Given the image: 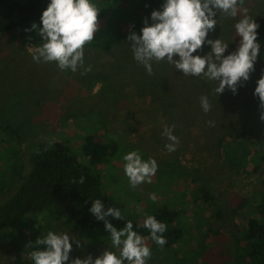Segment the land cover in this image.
Here are the masks:
<instances>
[{"label":"rangeland","instance_id":"1","mask_svg":"<svg viewBox=\"0 0 264 264\" xmlns=\"http://www.w3.org/2000/svg\"><path fill=\"white\" fill-rule=\"evenodd\" d=\"M161 5L155 3L151 11ZM245 13L254 15V19L259 17L264 13V3L244 0L235 19L218 14V25L209 37L229 41L225 54L238 47L240 38L234 23ZM122 23L127 29L128 24ZM142 27L143 23L135 32L139 34ZM128 43L125 39L114 55L85 47L84 65H90L91 70L71 72L60 70L55 62L34 61L32 48L37 44L21 43L14 33L0 34V113L5 109L15 113V119L29 118L28 122L22 120L20 128L15 126L17 120L10 123L20 134L12 146L22 154L40 140L63 139L81 162L99 174L111 206L138 222L143 223L161 206L177 208L172 202L180 203L184 233L178 241L186 239L170 246V256L177 251L178 256H194L195 264H238L237 236L244 230L246 216L235 214L232 207L243 196L264 190V121L259 119V99L253 95L256 80L264 72V51L258 54L249 79L237 85L235 94L226 87L216 97L215 81L185 76L167 61L153 62L152 73L148 74L133 59ZM209 51L210 46L205 44L194 54ZM115 70L121 72L114 80L100 79L103 72ZM117 87V94L107 92ZM201 95H207L212 105L207 113L201 109ZM13 101H18L22 109L12 105ZM86 108L89 113L85 117L80 114V118L78 114ZM103 117L105 126L99 124ZM85 119L92 121L89 125L93 131L83 129ZM168 127L178 141L172 152L165 147L171 141L162 135ZM238 130L251 133L260 144L258 150H250L253 156L246 157L239 171L227 161L226 149L221 146L223 137L231 142V133ZM6 145V141H0V151ZM134 149L144 151L156 160L158 169L168 172L164 176L155 173L150 183L131 188L124 175L123 156ZM201 187L217 198L219 220L210 201L202 196ZM153 195L155 200L149 201L147 197ZM38 215L46 214L27 215L0 233V264H34L30 252L43 249L35 241L49 230L68 232L70 240L75 236L83 245L78 248L73 244L70 260L89 254L95 258L104 249L118 252L111 243L94 244L91 234L84 235L87 231H70L47 215ZM144 239L149 246V240ZM159 258H149L147 264H168Z\"/></svg>","mask_w":264,"mask_h":264},{"label":"trees","instance_id":"2","mask_svg":"<svg viewBox=\"0 0 264 264\" xmlns=\"http://www.w3.org/2000/svg\"><path fill=\"white\" fill-rule=\"evenodd\" d=\"M95 2L100 7L97 17L98 29L93 41L85 47L114 55L122 46L129 31L137 30V27L148 18L152 6L155 3H162L163 0H95ZM47 3L48 0H0V34L14 33L19 42H33L38 45L40 37L35 30L31 29V25L35 22L39 26L41 12L46 8ZM254 20L259 24L257 38L261 43V51H264V13ZM122 22L128 24L127 29H124ZM127 48L126 45L125 49ZM12 57L17 59L16 56ZM120 72L121 70H115V73L105 71L100 75V79L107 82L114 80L115 75L119 76ZM107 92L117 94L118 87L115 90H107ZM13 102L12 105L18 107L19 110L22 109L18 101ZM1 111L3 113H0V141H6L7 145L0 151V233L8 231L27 215L45 213L70 231L80 229L87 231L84 235L91 234L90 237L94 244L111 243L103 221L96 220L89 212L91 202L97 198L106 208L111 206L99 174L81 162L63 139L40 140L21 154V149L16 150L12 146L14 141H19L20 134L17 128H11L10 123L17 120V125H14L18 127L22 120L28 122L29 118L23 115L24 117L17 116L15 119V113L5 109ZM88 113L89 108H86L78 116L82 114L85 117ZM101 120L99 124L105 126L104 117ZM83 121L85 122L83 129L93 131L91 130L92 125H89L92 121L86 119ZM99 129L100 127H97L96 130ZM231 135L234 137L233 140L226 142L223 137L221 146L226 149L227 161L233 163L239 171L244 167L246 157L253 156L254 151L250 155V150H258L260 144L251 133L245 130L232 132ZM137 151L140 152L142 158L148 159L144 151ZM168 164L167 167L170 166V163ZM159 169L157 168L156 173L161 176L168 172L163 168ZM169 170L172 174L173 171ZM81 176L84 177L83 184L78 183ZM200 192L210 201L216 218L219 220L221 215L217 198L211 195L206 188L201 187ZM147 199L151 201V196ZM172 203H176L178 207L161 206L152 214L166 225V231L163 233L166 243L163 246L151 241L147 229L137 227L143 223L138 222L129 214L122 213V215L126 220L133 222L134 229L143 238L149 240L151 259L160 257V260L167 261L168 264H195L196 258L192 255L178 256L177 251L173 256L169 254L171 245L176 246L177 242L186 239L178 241L183 238L184 233L183 224L180 223L183 214L182 206L176 201ZM232 211L235 214L242 212L246 216L244 230L237 236L236 262L238 264H264V190L255 192L251 196H243L232 207ZM46 215H38V217ZM108 219L117 228L123 227L125 223V219H113L111 216ZM22 250L27 251V248H22ZM243 252L245 257L240 254Z\"/></svg>","mask_w":264,"mask_h":264},{"label":"clouds","instance_id":"3","mask_svg":"<svg viewBox=\"0 0 264 264\" xmlns=\"http://www.w3.org/2000/svg\"><path fill=\"white\" fill-rule=\"evenodd\" d=\"M261 2L264 3V0ZM243 3L244 0H163L160 9H153L144 20L139 34L129 31L126 40L133 59L143 65L148 74L152 73L153 62L163 60L185 76L215 81L216 97L226 87L235 94L237 85L249 79L258 54L261 55V43L257 38L259 24L254 20V15H240L234 23L235 33L240 38L238 47L227 54L229 41L220 37L212 39L209 33L218 25V14L235 19ZM99 10L95 0H48L41 12L39 26L35 22L31 25V29L40 37V44L32 48V59L38 63L55 62L62 71L76 72L78 68L90 71L91 66L84 65V48L93 41L98 29ZM205 44L210 46L209 52L194 54ZM253 95L259 99V119L264 121V72L256 80ZM200 106L205 113L211 109L207 95H201ZM209 124L212 122L209 121ZM162 135L171 141L165 145L166 149L175 151L178 141L172 129L164 128ZM123 161L124 175L133 189L139 184L150 183L158 168L155 159H144L137 150L127 152ZM78 183H84L83 176ZM151 198L155 200V195ZM89 212L96 220L103 221L112 247L117 248L118 252L104 249L95 258L89 254L70 260L73 244L78 248L83 245L75 236H71L70 240L68 232L49 230L35 241L43 245V249H32L30 252L34 264H147L152 254L151 248L134 229L133 222L124 218L121 209L112 206L106 208L97 198L91 202ZM109 216L125 219L123 227H115L109 221ZM137 227L147 229L151 241L156 245L166 243L163 235L166 225L153 215H147L143 224Z\"/></svg>","mask_w":264,"mask_h":264}]
</instances>
